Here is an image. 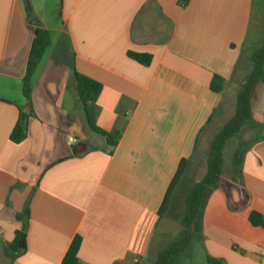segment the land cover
Wrapping results in <instances>:
<instances>
[{"label": "crops", "instance_id": "1", "mask_svg": "<svg viewBox=\"0 0 264 264\" xmlns=\"http://www.w3.org/2000/svg\"><path fill=\"white\" fill-rule=\"evenodd\" d=\"M29 1L34 21L61 40L34 73L28 134L13 144L33 32L21 0H0V264H60L76 236L82 264H152L169 241L167 227L155 234L172 214L173 201L168 215L160 210L180 161L250 70L255 0H42L43 10ZM129 51L149 54L150 66ZM49 52L59 59L44 61ZM74 72L102 86L88 113L120 135L113 149L88 127ZM213 75L225 81L220 94L209 89ZM250 107L262 129H246L241 173L210 191L183 264H264V226L247 220H264V76ZM26 203L25 251L11 259Z\"/></svg>", "mask_w": 264, "mask_h": 264}, {"label": "trees", "instance_id": "2", "mask_svg": "<svg viewBox=\"0 0 264 264\" xmlns=\"http://www.w3.org/2000/svg\"><path fill=\"white\" fill-rule=\"evenodd\" d=\"M27 22L32 27L33 38L31 41L25 72L21 79V93L25 100L24 108L19 109L17 121L9 134V141L13 144H21L28 134V120L33 115L31 106L32 93V78L38 66L40 65L44 53L51 45L50 34L47 30L42 29L34 21L32 13H27ZM126 56L143 67L150 66L152 57L149 54L127 52ZM251 67L249 72L243 78L242 83L238 87L235 95L234 114L222 126V128L214 135L209 144L208 154L206 157V172L200 181L193 184L189 192L185 196L184 206L185 211L181 219V226L183 232L181 237L172 241L163 250L158 252L152 264H172L173 260H179L191 245L194 232L192 227L200 218L203 207L210 191L217 187L222 176L223 160L222 151L225 144L232 138L240 136L247 128L255 126L262 129V127L252 120V111L250 107V97L264 76V26H263V42L258 49H256L250 56ZM76 96L78 102L83 106L87 125L92 132L105 138L108 147L113 149L118 141V133H107L93 125L89 118L88 107L99 95L102 86L96 81L74 72ZM225 81L213 75L209 84V89L213 93L220 94L224 91ZM221 106L214 109L208 118L206 124L200 129L198 136L194 143L193 154L188 159H182L178 165L177 171L166 191L164 201L160 210V216L165 215L170 209L173 196L181 178L186 173L191 159L195 157L197 146L200 142L202 133L206 127L211 123L215 115L220 111ZM233 160V179L236 175L241 173V163L243 159V152L236 151ZM15 219L22 221V227L16 231L11 243L7 245V253L14 259L25 251L26 247V220L28 219L27 203L23 211L16 214ZM247 220L252 227L264 226V220L261 215L256 212H251L247 216ZM81 239L76 236L68 250L66 251L60 264H82L78 259V250ZM207 264H223L221 260L206 257Z\"/></svg>", "mask_w": 264, "mask_h": 264}, {"label": "rangeland", "instance_id": "3", "mask_svg": "<svg viewBox=\"0 0 264 264\" xmlns=\"http://www.w3.org/2000/svg\"><path fill=\"white\" fill-rule=\"evenodd\" d=\"M254 7L255 8H254L252 25H251L248 40H247L248 44L246 45L245 52H244L245 56L246 55L251 56L253 52L256 49H258L263 42V26L264 25L262 24L264 20V0H255ZM39 9H42V10L45 9V4L43 5L42 0H40L39 2ZM51 39L54 42H59L61 40V38L57 36L56 34H52ZM56 53L57 52H54V53L49 52L47 53V54H50L48 56L45 54V58L43 60L44 61L47 60L48 57H51V59L52 58L59 59ZM244 62L245 60L242 58V64ZM249 64L251 67L250 61H249ZM242 81L243 80L239 79L240 83H242ZM235 95H236V92L233 90L225 94L224 105L221 106L220 111L215 115L211 123L206 127L205 131L202 133L200 142L197 146L195 157L191 159L190 161L192 164V167L189 169L187 168L186 170L187 173H185L184 176L181 178V182H180L181 186L180 184L178 185V190L175 191V194L173 196V199H172L174 203L172 205L173 210H172V214L169 216L170 218L168 219V224L163 223V222L159 224L156 234H155L156 241H158L160 237L162 236L164 227H167L166 230L168 232L165 237L168 238L170 242L174 239L177 240L179 237H181V234L183 232V228L181 226V219L184 213V198L189 192L190 188L193 186V184L200 181L206 172V157L208 154L209 144L211 140L213 139L214 135L233 116ZM252 139H253V135H249L248 137L247 130H246L242 135L230 139L225 144L224 149L222 151V160H223L222 172L223 173L221 176V181H223L224 184H228V180H233V174H234L232 173L233 160H234V157H235L234 155L236 151L238 150V153H242L244 151L243 147L244 146L247 147L248 144H250V142L252 141ZM246 141L247 143H245ZM169 213L170 211H168L166 215H168ZM168 242H165V245H163V247L168 245ZM194 243L195 242L193 241L192 244ZM182 258L180 259V261L173 260L172 264H178L179 262L183 264L184 259ZM196 263L202 264L201 260L198 261V258H195V256H193L192 259H190V264H196Z\"/></svg>", "mask_w": 264, "mask_h": 264}, {"label": "water", "instance_id": "4", "mask_svg": "<svg viewBox=\"0 0 264 264\" xmlns=\"http://www.w3.org/2000/svg\"><path fill=\"white\" fill-rule=\"evenodd\" d=\"M21 2L23 4V8L26 11V13H30L31 12L30 1L29 0H21Z\"/></svg>", "mask_w": 264, "mask_h": 264}, {"label": "built area", "instance_id": "5", "mask_svg": "<svg viewBox=\"0 0 264 264\" xmlns=\"http://www.w3.org/2000/svg\"><path fill=\"white\" fill-rule=\"evenodd\" d=\"M69 141H72V140H71V139H69ZM133 264H139V259H137V258H136V259H134V260H133Z\"/></svg>", "mask_w": 264, "mask_h": 264}]
</instances>
